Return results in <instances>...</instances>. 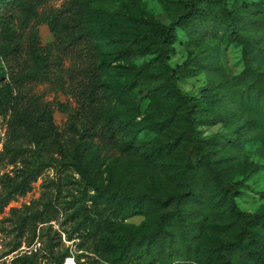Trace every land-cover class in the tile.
Masks as SVG:
<instances>
[{"label":"trees","instance_id":"16d2710c","mask_svg":"<svg viewBox=\"0 0 264 264\" xmlns=\"http://www.w3.org/2000/svg\"><path fill=\"white\" fill-rule=\"evenodd\" d=\"M49 1L0 0V120L6 125L0 155L16 166L14 175L0 176V212L31 191L46 167L69 164L88 186L85 193L94 192L88 201L96 213L90 216L85 202L73 213L80 224L79 250L94 254L79 255L75 264H264V208L244 211L237 201L259 166L233 179L221 165L237 161L247 143L264 146V0L233 6L229 0H186L169 24L140 8L125 15L135 26L131 35L115 31L116 15L89 12L88 1L69 0L61 8H49ZM43 23L56 36L47 47L39 35ZM178 28L195 42L222 33L236 40L244 69L228 73L212 62L209 49L170 65ZM52 47L60 58L51 56ZM137 51L155 53V67L130 63L120 81H103L101 55L117 59ZM207 70L211 82L200 94L181 88L182 79ZM55 76L79 106L68 123L71 134L60 130L52 103L35 90ZM104 93L130 101L128 109L109 110ZM219 123L226 132L200 130ZM126 130L122 149L139 152L146 164L159 162L156 178L148 182L142 165L127 177L111 170L99 181L87 159L88 142L99 137L115 143ZM167 178L171 185L165 187ZM48 205L21 217L17 230L34 226L36 235L38 223L52 221ZM136 216H145L146 224H124ZM70 256L62 254L56 264Z\"/></svg>","mask_w":264,"mask_h":264},{"label":"rangeland","instance_id":"374dc122","mask_svg":"<svg viewBox=\"0 0 264 264\" xmlns=\"http://www.w3.org/2000/svg\"><path fill=\"white\" fill-rule=\"evenodd\" d=\"M69 0H50L49 8H61ZM88 1L86 7L89 12L109 13L114 14L116 20V30L118 33L131 35L135 32V26L130 22L126 14L137 13L144 9L148 14L154 16L165 24L176 20V18L184 11L186 0H82ZM230 5L238 3H252L259 0H229ZM40 40L43 46L47 47L56 42V36L51 30L49 24L43 23L39 27ZM178 40L175 44L176 53L169 60L170 65L177 66L182 64L188 57L190 52H203L212 50L214 52L212 62L216 66L222 67L225 71L231 74H238L244 69V61L241 54V45L228 36L221 34L220 38L209 36L204 41H193L186 32L178 28ZM53 58H60L62 53L56 47L51 49ZM151 63V67H155L156 54L149 53L142 55L140 52H134L128 57H120L117 59H108L107 56L101 55L99 64L102 66L103 81L112 80L120 81L128 71L130 63L142 64ZM71 66V60H65L64 67ZM60 70H56V75ZM211 71H203L200 73L188 76L180 81L181 88L194 95H198L201 89L211 82ZM215 73V72H213ZM62 82L55 76L52 81L41 83L36 86V91L43 94L46 100L52 103L55 110V118L61 131L71 134L68 127L71 115L75 113L79 106L72 94L69 93L67 87H62ZM107 97L108 109H128L130 101L112 99L108 93H104ZM110 97V98H109ZM132 97H137L136 101H140V96L134 94ZM143 108L147 109V102H142ZM142 117H138L140 121ZM5 123L0 120V132L5 136ZM227 127L222 123L207 124L200 126V130L204 135L214 133H224ZM128 131L120 136L115 143H108L97 137L94 141L88 142L89 149L87 159L93 174L99 181L105 180L111 170L118 176L127 177L131 171L142 165L148 170L147 181L155 179V174L159 170V162H149L146 164V158L141 156L137 151H124L123 145ZM141 137V134H140ZM157 137L153 135V138ZM155 138V142L158 139ZM6 140V137L5 139ZM28 149V153L32 149L28 144H24ZM3 150V144H0V154ZM35 161V160H34ZM36 162V161H35ZM36 164V163H35ZM224 174L227 178L241 179L243 173L248 168L259 166V170L247 182L250 189L244 190L241 197L238 198L239 206L244 211L256 212L264 208V146L257 142L247 143L240 158L233 160H224L221 164ZM16 166L10 163L9 157L2 158L0 155V176L5 173L14 175ZM163 185L168 187L171 185V180ZM163 187V188H165ZM0 185V191H1ZM88 186L82 177L75 171L72 165H59L46 167L40 177L33 183L31 191L24 196H18L9 201L0 212V264H56V258L68 252L71 256L68 257L64 264H75L74 258H77L83 253L90 254L88 251L79 250L78 228L80 226L77 217L73 216L76 209L81 203L88 206L89 215L96 216L92 201H88L94 193L90 191L86 194ZM53 208L51 212L52 221L47 223L37 224V234L35 235L34 226H28L23 232L17 230V221L28 213L37 209ZM84 218V217H82ZM90 219V218H88ZM145 216H136L126 219L124 224L142 227L146 224ZM94 223L88 220L87 225L90 227ZM29 255L30 257L23 261L18 257ZM88 261L87 258H82L81 261Z\"/></svg>","mask_w":264,"mask_h":264}]
</instances>
